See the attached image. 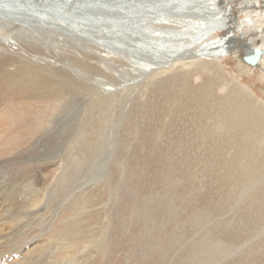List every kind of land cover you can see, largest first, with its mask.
<instances>
[{"label": "rangeland", "instance_id": "374dc122", "mask_svg": "<svg viewBox=\"0 0 264 264\" xmlns=\"http://www.w3.org/2000/svg\"><path fill=\"white\" fill-rule=\"evenodd\" d=\"M245 3L213 2L237 16L218 43L258 36L264 0ZM241 43L110 96L94 78L129 81L121 63L68 71L60 57L57 71L17 58L74 93L56 106L0 97V264H264V60L244 63Z\"/></svg>", "mask_w": 264, "mask_h": 264}, {"label": "bare ground", "instance_id": "6f19581e", "mask_svg": "<svg viewBox=\"0 0 264 264\" xmlns=\"http://www.w3.org/2000/svg\"><path fill=\"white\" fill-rule=\"evenodd\" d=\"M90 1L101 9H107L106 4H111V8L117 11L112 14L97 11L89 15L84 12L86 15L77 18L73 14H81L84 9L75 0H0V53L3 54L0 57V97L12 93L38 105L47 101L56 106L66 94L74 93L70 92L68 85L60 86V80L51 83L36 71L28 70L17 58L36 60L57 71L59 69L55 68L61 65L60 57L69 61L62 65L68 71L78 69L81 72L84 69L86 72L88 67H94L93 69L105 72L106 69H112L113 63H121V69L128 70L132 75L129 81L119 80L117 86H105L106 82L95 77L94 84L92 82L102 94L110 96L113 92L126 90L129 85L136 84L138 79L147 75L164 74L177 66L189 68L209 62L210 56L229 54L239 46V41L242 42L245 53H252L254 47H261L256 43L259 35L264 36L262 23L258 36L254 39H246L247 34L242 32V39L218 43L214 39L216 30H231L237 24V16L230 10L232 6L226 16L217 15L212 9L215 0ZM245 2L247 8H259L260 0ZM61 5L67 6L60 7ZM132 9L134 13L130 14L129 10ZM253 13L254 11H249L243 19V29H251ZM14 43L31 48H23L27 52L24 56L22 53L6 56L5 49ZM81 53L86 58H95L96 63L79 57ZM242 57L243 54L241 59ZM263 60L264 49L256 65H247L259 67ZM40 63L36 65L43 67ZM114 70L122 72L119 68L114 67ZM96 100L97 104L94 102L98 106L101 98L97 97ZM15 225V221L10 222V226ZM2 231L4 230L0 228V232Z\"/></svg>", "mask_w": 264, "mask_h": 264}, {"label": "water", "instance_id": "95a60500", "mask_svg": "<svg viewBox=\"0 0 264 264\" xmlns=\"http://www.w3.org/2000/svg\"><path fill=\"white\" fill-rule=\"evenodd\" d=\"M77 3H81V7H83V11L81 14L79 13H75L73 14L74 17L76 16L78 18V16H83V15H86V14H83L84 12H87V14H93V13H97L100 12V13H109V14H112V13H116L117 10H114L113 8H111V4H106V6L108 7L107 9H101L97 6H95L90 0H75ZM67 5H61L60 7H65ZM130 11V14L134 13V10H129ZM125 14V13H124ZM118 15V14H116ZM263 54V49L260 47V46H256L253 48L252 50V53H245L243 54V57H242V60L244 63L246 64H250V65H256L259 60H260V57L261 55Z\"/></svg>", "mask_w": 264, "mask_h": 264}, {"label": "flooded vegetation", "instance_id": "af4514ba", "mask_svg": "<svg viewBox=\"0 0 264 264\" xmlns=\"http://www.w3.org/2000/svg\"><path fill=\"white\" fill-rule=\"evenodd\" d=\"M227 12H228V9H227V10H225V11H223L222 13H223V15H224V14H226ZM222 13H220V14H217V15L221 16V14H222ZM247 35H248V37H245L246 39H249V37H250V36H255V34H254V33L247 34ZM242 36H243V35H241V36H239V35H238V36H237V37H235V38L242 39ZM249 40H251V39H249ZM263 70H264V69H263Z\"/></svg>", "mask_w": 264, "mask_h": 264}]
</instances>
